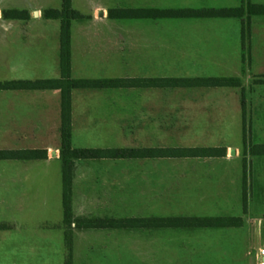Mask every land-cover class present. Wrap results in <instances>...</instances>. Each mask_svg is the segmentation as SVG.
Returning <instances> with one entry per match:
<instances>
[{"label":"rangeland","instance_id":"rangeland-1","mask_svg":"<svg viewBox=\"0 0 264 264\" xmlns=\"http://www.w3.org/2000/svg\"><path fill=\"white\" fill-rule=\"evenodd\" d=\"M103 1L110 9L183 12L246 8L252 2ZM50 7L59 10L61 0H54ZM88 8L74 0L73 9L84 16L73 24L74 53L79 58L87 55V64L102 70L99 76L125 81L226 78L240 82L239 87L221 90L164 88L163 104H107L100 110V117L105 118L101 135L108 143L114 140L116 146L225 150L217 158L133 161L134 167L152 172H133L132 182L163 185V198L158 204L155 200L144 204L137 198L130 206H115L130 211L114 214L241 218V228L222 231L165 228L157 236L163 243L158 264H258V252L264 248V155H258L255 147L264 145V54L253 52L251 17L163 18L156 13H137L111 19L108 12L99 16L88 13ZM37 15L31 14V18ZM75 63L83 62L77 59ZM139 92H131L133 99L139 98ZM59 178L61 181V175ZM10 227L0 218V229ZM125 239L136 247L156 238L136 234ZM135 247L116 258L122 264L155 261V253Z\"/></svg>","mask_w":264,"mask_h":264},{"label":"crops","instance_id":"crops-1","mask_svg":"<svg viewBox=\"0 0 264 264\" xmlns=\"http://www.w3.org/2000/svg\"><path fill=\"white\" fill-rule=\"evenodd\" d=\"M52 2L54 0H0L2 14L7 11L29 14L27 20L4 18L0 20V84L60 79V22L47 20L42 16L45 10L54 9L50 7ZM76 2L87 4L88 13L91 14L100 12L103 14L110 10L103 0ZM251 3L264 5V0H252ZM73 4L74 0H71L72 8ZM31 14L38 15L32 19ZM75 22L78 21L71 23V79L92 81L116 79L114 76H99L100 73L102 75V70L95 71V67H90L87 64V55L76 57L72 37ZM250 28L253 52L264 54V15L252 16ZM256 45L259 47H255ZM77 59L83 63L76 64ZM133 90L141 91L138 99H133L131 94ZM163 91L164 88L160 87L72 89L70 93L72 148H163L116 146L114 140L113 143L107 142L109 139L101 135L100 128L105 123V118L100 117V110L107 104H163ZM60 104L61 92L58 89H0V151H43L47 156L38 160H0V218L11 225L10 228L0 229V264H64L66 261L68 231L64 225L62 206ZM158 160L171 159L76 161L71 196L73 218L116 220L164 218L162 215L133 217L114 214L115 211H130L131 209L126 208L117 210L115 206H130L137 198L139 201L144 200L142 202L144 204H151L152 200L158 204V200H162L163 185L158 188L157 182L144 181V186H140L141 182H132L130 178L133 172H152L134 167L131 164L133 161ZM222 230L229 229L208 231ZM164 231L165 229L73 228L70 231L71 264H122V259L116 258V254L133 251L135 246L127 243L125 238L136 234L155 236V241L146 239L135 248L141 252L155 253V261L146 259L144 264H158V252L162 254L163 243L158 241L157 236Z\"/></svg>","mask_w":264,"mask_h":264},{"label":"trees","instance_id":"trees-1","mask_svg":"<svg viewBox=\"0 0 264 264\" xmlns=\"http://www.w3.org/2000/svg\"><path fill=\"white\" fill-rule=\"evenodd\" d=\"M137 13H156L163 18H241L246 15L250 18L256 15H264V5L248 3L246 8L241 6L234 9H203L170 11L158 9H110L108 16L111 19L129 18ZM113 14H121L114 16ZM44 19L58 20L59 30V68L60 79L45 81H16L0 84V89L5 90H47L58 89L61 92V123H60V161L62 174V206L64 214V225L67 228V258L64 264H71V235L74 229H201L218 230L241 228L243 221L235 217H173V218H151V219H84L73 218L71 208L72 179L74 163L79 160H100V159H144V158H217L225 155L222 148H144V149H73L71 145V97L72 89H104V88H225L239 87L237 79L226 78H192V79H155V80H73L71 72V23L80 21L84 16L73 10L71 0H62L60 10L48 9L42 14ZM184 16V17H183ZM4 19H29L27 12L7 11L3 13ZM258 155H264V145H257ZM43 151H0V160H38L45 159Z\"/></svg>","mask_w":264,"mask_h":264},{"label":"built area","instance_id":"built-area-1","mask_svg":"<svg viewBox=\"0 0 264 264\" xmlns=\"http://www.w3.org/2000/svg\"><path fill=\"white\" fill-rule=\"evenodd\" d=\"M258 264H264V248L258 252Z\"/></svg>","mask_w":264,"mask_h":264},{"label":"water","instance_id":"water-1","mask_svg":"<svg viewBox=\"0 0 264 264\" xmlns=\"http://www.w3.org/2000/svg\"><path fill=\"white\" fill-rule=\"evenodd\" d=\"M99 15L102 16V13L100 12Z\"/></svg>","mask_w":264,"mask_h":264}]
</instances>
